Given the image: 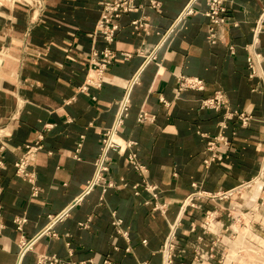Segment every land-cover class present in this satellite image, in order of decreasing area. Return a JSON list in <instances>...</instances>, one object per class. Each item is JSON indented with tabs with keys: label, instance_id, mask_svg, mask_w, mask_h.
I'll list each match as a JSON object with an SVG mask.
<instances>
[{
	"label": "crops",
	"instance_id": "crops-1",
	"mask_svg": "<svg viewBox=\"0 0 264 264\" xmlns=\"http://www.w3.org/2000/svg\"><path fill=\"white\" fill-rule=\"evenodd\" d=\"M135 1L106 41L94 33L97 0H0V264H33L39 253L64 264H161L175 220L171 264H217L220 249L211 243L225 231L242 181L253 178L243 205H255L264 28L254 37L252 27L264 0H224L218 23L204 14L205 0L178 20L186 0ZM102 49L113 56L99 71L93 60ZM190 76L202 87L179 86ZM216 91L224 105H201ZM125 94L112 133L117 145L106 150L102 179L89 186ZM38 135L27 179L14 161ZM223 190L232 192L204 194ZM65 208L53 233L38 235L18 259L14 219L23 217L21 231L32 237Z\"/></svg>",
	"mask_w": 264,
	"mask_h": 264
},
{
	"label": "built area",
	"instance_id": "built-area-1",
	"mask_svg": "<svg viewBox=\"0 0 264 264\" xmlns=\"http://www.w3.org/2000/svg\"><path fill=\"white\" fill-rule=\"evenodd\" d=\"M194 0H186L184 5L179 10L177 17L175 20H178L188 13L192 11V3ZM206 1V10L204 11V14L214 23L222 22L223 16L221 15V12L224 11V0H205ZM97 3L100 6V11L98 18L95 23V29L94 33L100 34L103 39L106 41H110L113 38L114 32L118 29L119 25L117 23V18L122 12L126 11H132L136 9L140 4L137 3L135 0H97ZM131 24L133 27L141 26V23L138 22L137 19H132ZM264 28V6L262 7L258 17L256 18L254 25L252 27V35L255 37V35ZM91 54L94 56L97 54V51L95 49L92 50ZM127 54L124 53V56ZM113 56L112 51L108 49H102L100 51V56L93 60V63L97 66V69L100 71L110 62L111 57ZM152 56V54H149L148 58ZM251 66V64H250ZM134 79V76L131 78V81ZM179 86H187L191 88H201L202 82L201 79L195 76L190 77H183L182 81L179 83ZM225 95L221 91H216L211 97L202 99L201 105L204 106H211V107H221L225 104ZM126 111V94L120 101V105L113 123V126L111 129L107 130L103 137H102V147L101 151L96 159L95 165H96V171L93 179L90 181L89 186L94 180L102 179V177L99 175L100 170L105 169V153L108 148L114 147L117 145V142L113 139L112 133L115 129V127L120 123L121 117L124 115ZM236 115L240 118L241 121H244L246 119V115H243L241 112H237ZM143 113L138 115V119H142ZM40 135H38V138L33 141L32 143H25L23 147V151L20 153L18 159L14 161L15 166V172L22 177H25L27 179H30L31 172L28 171L27 165L31 163V161L34 158V155L36 151L41 147L39 142ZM214 140L211 139L207 143V148L211 149L213 146ZM132 155H129V158L132 159ZM209 157L205 159V162L208 161ZM134 165L141 166L137 163H135L132 160ZM250 180L248 181H242L238 186L246 187L249 185ZM232 190H223V191H216L212 193H204L207 196L214 198H222L227 195H230ZM192 196H189L185 199V203L189 202ZM66 213V208L62 209L58 213L54 215H48V220L43 225V227L37 231L32 237H25V235L21 231V222L24 221L23 217H17L14 219L15 227L19 230L18 235V259L23 255V253L28 250L31 247V244L33 240L40 234L44 232H51V225L54 222V220L59 219L61 216H63ZM211 217L208 218V221H210ZM178 220H175L171 223L169 226V229L163 239V242L160 246V254H161V264H171L172 261V252L174 247V234H175V228L177 227ZM210 224V222H209ZM220 261V260H219ZM91 261H89L90 264ZM33 264H64V261L60 259L57 255L54 253H39L36 255L35 262ZM76 264H80V262H77ZM139 264H148L146 261H140ZM219 264V262H218Z\"/></svg>",
	"mask_w": 264,
	"mask_h": 264
},
{
	"label": "rangeland",
	"instance_id": "rangeland-1",
	"mask_svg": "<svg viewBox=\"0 0 264 264\" xmlns=\"http://www.w3.org/2000/svg\"><path fill=\"white\" fill-rule=\"evenodd\" d=\"M251 185L235 189L237 203L226 210L229 222L225 231L211 243L220 249L219 264H264V184L256 194L255 205L249 208L243 204Z\"/></svg>",
	"mask_w": 264,
	"mask_h": 264
},
{
	"label": "bare ground",
	"instance_id": "bare-ground-1",
	"mask_svg": "<svg viewBox=\"0 0 264 264\" xmlns=\"http://www.w3.org/2000/svg\"><path fill=\"white\" fill-rule=\"evenodd\" d=\"M263 173H264V158L262 159V162L260 163V167H259V171H258V173L256 174V178L255 179H257L258 181H257V184H256V186H255V188H254V190H253V195L252 196H255L257 193H258V191H259V189H260V187H261V185H262V182H261V180H263ZM253 179V178H252ZM250 180V182H249V184H251V182L253 181V180ZM242 187L243 186H239L238 188H237V191L239 190L240 191V189H242ZM255 198V197H254Z\"/></svg>",
	"mask_w": 264,
	"mask_h": 264
}]
</instances>
